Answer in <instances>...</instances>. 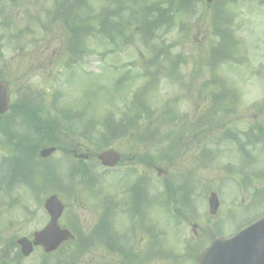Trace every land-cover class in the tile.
<instances>
[{"label":"rangeland","instance_id":"1","mask_svg":"<svg viewBox=\"0 0 264 264\" xmlns=\"http://www.w3.org/2000/svg\"><path fill=\"white\" fill-rule=\"evenodd\" d=\"M1 1L5 4V12L0 11V76L3 75L7 82L10 104L18 103L25 93H31L32 96H27L38 99L44 108L37 116L46 122V126L47 121L59 120L60 114L64 113L68 120L72 116L67 114H74L78 119L75 118L72 124L64 122L58 130L54 126L50 133L58 134L59 138L54 136L55 142L50 141L52 144L47 145L69 147L79 144L82 147L80 151L86 152L88 149L91 154L88 164L96 160L94 149H103L110 141L108 138V141L101 139L102 135H107L100 124L104 117L113 111L115 119H119L126 105L132 106L144 100V93L137 90L143 82L136 77H124L147 68V59L150 60L152 53L159 52L155 49L160 47L170 54L168 59H161L159 63L164 67V72H168L171 61L179 60L176 72L160 78L156 89L145 96L155 112L169 103L173 104L176 115L160 118L156 113H141L136 119L139 126L135 133L150 129L153 133L148 135L151 142L136 146L133 130L126 138L124 136L129 133V127L120 132L124 136L122 139H114L111 143L125 158L138 153L150 154L155 161L153 164L166 169L168 181H174L178 186L181 184L178 176H186L189 185L184 187L191 193L189 207L183 215L180 213L182 206L173 200L166 207L165 203L175 196L179 199V196L173 187L172 192L161 189L165 180L151 173L158 195L141 196L136 204L138 212L129 207L126 196L124 208L133 219L142 216L148 230L150 225L151 232L155 225L157 237H154L151 250L150 244L143 249L148 239L142 231L137 230L134 238L132 236L129 240L130 244L137 246V253L130 254L132 259L128 258L129 255L124 257L123 263L133 260L131 264H149L147 261L154 259L151 264H196V255L213 237H229L264 215V142L262 146L249 149L251 163L247 166L236 152L234 143L215 142L223 133L222 127L228 123L226 128L229 130L232 128L241 132L252 124L264 132V0H221L209 7L203 0H192L190 6L180 9L176 7L179 1L175 0L171 12L172 23L169 27L162 24L148 43L141 36L140 21L133 20L129 30L124 32L125 36L115 38V44L101 36V29L95 27L97 20L94 17L106 5L123 25L131 17L135 19L137 13V16H143L150 2L164 3L166 0H86L87 5L74 12L81 17L94 19V35L82 39L78 46L82 53L73 63L69 62L67 53L70 32L61 20H53L52 12L58 7L57 3L62 4L64 0ZM173 3L174 0H169V7L160 8L161 13L168 15ZM163 5H167V2ZM223 18L226 19V27L233 29L229 34L234 42L233 49H230L231 44L224 41L227 49L219 43L212 53H216L218 59L224 53H232L237 63L231 65L233 62H230L228 66L221 65L213 70L208 51L214 46V28ZM127 33H131L129 40L126 39ZM221 84L225 92L236 95L230 100L235 112L226 116L219 128L197 129L194 122L211 108L212 95L219 92ZM16 110L18 107H12L5 117L0 118V155L11 147L9 140L12 139V143L17 141L15 136L18 135H14L17 130L13 127L15 131L9 133L8 129V121ZM94 121L98 125L92 131L91 122ZM180 123L185 127H181ZM16 128L20 131L19 127ZM202 129L204 132L199 135ZM22 131L28 132V128L24 127ZM45 132L49 133V130L46 128ZM17 143L21 147L20 140ZM216 149L215 157L204 162L203 153ZM165 150L172 154L171 164L160 160ZM51 158L55 162L60 161L62 155L58 151ZM130 162L128 165H136L133 160ZM66 164L67 171L74 167L71 161H67L63 168ZM9 166L23 172L19 164ZM110 175L116 181L118 175ZM37 176L40 175L36 174L35 178ZM251 177L250 181L245 179ZM46 181L50 186L63 188L50 179ZM47 190L48 187L39 192L29 188L10 196L0 195L2 203L6 204L1 207L0 213V264H12L17 254V249L9 246L11 241L21 236L31 239L32 233L48 221L43 210V200L49 195ZM211 191L217 192L220 200L215 215L208 213L207 198ZM60 198L65 205L64 214L59 220L61 227H67L65 222L68 218L71 221L72 217L74 223L83 227L91 222L87 211L90 212L92 202L86 193L78 192L73 202L66 194ZM116 218L119 236L129 238L130 225H133L129 215H122L118 209ZM193 223L197 225L196 234L192 233L190 224ZM118 246L124 248V243L119 242ZM62 250L60 258L63 263V256L69 257L71 252L67 246ZM40 256L41 250L34 249L32 255L22 260V264H39ZM119 257L94 247L77 259L76 264H117Z\"/></svg>","mask_w":264,"mask_h":264},{"label":"water","instance_id":"2","mask_svg":"<svg viewBox=\"0 0 264 264\" xmlns=\"http://www.w3.org/2000/svg\"><path fill=\"white\" fill-rule=\"evenodd\" d=\"M211 1V0H207ZM9 93L5 82H0V114L8 109ZM54 148H45L40 152L42 157L49 156ZM85 157V156H82ZM98 158L104 165L112 166L119 155L112 150L103 151ZM160 173L161 171L158 170ZM210 213L218 207V200L214 193L209 197ZM45 208L50 214V221L40 232L34 234L33 242L21 238L18 243L22 253L28 255L32 245H42L45 252L55 250L70 234L60 229L57 220L62 213L63 206L56 196L45 201ZM199 264H264V218L246 228L231 239H216L211 246L197 258Z\"/></svg>","mask_w":264,"mask_h":264},{"label":"flooded vegetation","instance_id":"3","mask_svg":"<svg viewBox=\"0 0 264 264\" xmlns=\"http://www.w3.org/2000/svg\"><path fill=\"white\" fill-rule=\"evenodd\" d=\"M203 133V129L199 135ZM124 161L118 165V172L120 173L116 181L112 176H109V170H102L100 175H92L93 171L89 168L81 169L86 175L81 176L80 180H75L69 186L70 194L74 197L78 192H84L89 195L91 199L90 212L87 211L91 217V222L79 228L80 230L88 231L90 234L91 243H101L103 247H113V237L115 236L113 230L110 229L108 222V213L117 212L128 213L125 209V198L128 196L129 207L133 211H138L136 204L139 202L140 197H152L155 193V178L152 176L154 170L147 169L144 162H136L137 168L135 172L127 170V165L130 161ZM152 173V174H151ZM79 178V177H78ZM83 179V180H81ZM55 184H60L56 181ZM139 191V192H138ZM138 192V193H137ZM132 193V196L130 194ZM137 193V194H136ZM100 199V202L98 200ZM76 200V199H75ZM102 200V201H101ZM143 208V206H142ZM100 232V234L97 233ZM100 240V242H96ZM125 253V251H124Z\"/></svg>","mask_w":264,"mask_h":264},{"label":"trees","instance_id":"4","mask_svg":"<svg viewBox=\"0 0 264 264\" xmlns=\"http://www.w3.org/2000/svg\"><path fill=\"white\" fill-rule=\"evenodd\" d=\"M27 109H28V112H30L31 113V117L33 116L34 118L33 119H31L30 121H34L35 123H37V124H33V125H36V126H38L39 128H43V130H46V128L49 130V133H47V132H45L44 133V131H43V133H41L40 135V139L39 140H37L35 143H30V146H32V148H34V149H37V148H39V146L41 145V144H52L50 141H52V142H55L53 139L55 138L54 136H58V134H51L50 132H52L53 131V129H51L50 127H47V126H49V124H48V121H47V126L46 125H42V126H40L39 124H40V122H42V119L41 118H39L38 116H37V114L39 113V112H42L43 110L42 109H39V108H36V107H34V108H26V107H24V106H22V105H20L19 106V109L17 110L18 112H20V113H22L23 115H25V117H27L28 118V116H27ZM39 123V124H38ZM45 124H46V122H45ZM44 134V135H43ZM48 135V136H47ZM52 138V139H51ZM49 140V141H48ZM164 159V157H162V160Z\"/></svg>","mask_w":264,"mask_h":264}]
</instances>
